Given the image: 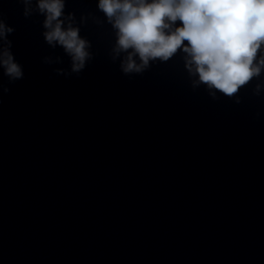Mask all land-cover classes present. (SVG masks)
<instances>
[{
	"label": "clouds",
	"instance_id": "obj_1",
	"mask_svg": "<svg viewBox=\"0 0 264 264\" xmlns=\"http://www.w3.org/2000/svg\"><path fill=\"white\" fill-rule=\"evenodd\" d=\"M32 2L22 0L25 17L32 14ZM65 2L36 0V11L45 17L46 43L62 47L71 57V71L78 74L92 58L87 50L91 45L73 26L75 14L65 16ZM98 9L115 31L113 59L127 53L121 62L124 74L142 73L150 61L166 62L181 49L189 74L198 76L195 84L231 98L264 69V58L253 65L264 43V0H98ZM61 17L68 21L66 28ZM13 31L0 17V69L10 83L24 76L10 50ZM56 71L64 74L63 69ZM8 91L0 82V96Z\"/></svg>",
	"mask_w": 264,
	"mask_h": 264
}]
</instances>
